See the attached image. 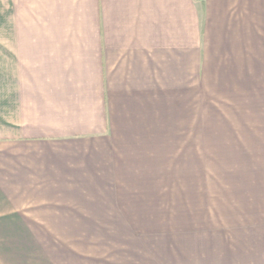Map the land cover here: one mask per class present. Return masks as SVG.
Returning a JSON list of instances; mask_svg holds the SVG:
<instances>
[{"label": "crops", "instance_id": "obj_1", "mask_svg": "<svg viewBox=\"0 0 264 264\" xmlns=\"http://www.w3.org/2000/svg\"><path fill=\"white\" fill-rule=\"evenodd\" d=\"M258 64L264 0H0V264H194Z\"/></svg>", "mask_w": 264, "mask_h": 264}, {"label": "rangeland", "instance_id": "obj_2", "mask_svg": "<svg viewBox=\"0 0 264 264\" xmlns=\"http://www.w3.org/2000/svg\"><path fill=\"white\" fill-rule=\"evenodd\" d=\"M262 69L258 64L256 100L251 104L255 121L224 123L226 134L246 133L253 136L213 139L219 143L210 145L218 151L210 152L203 162L207 168L203 170V177L206 180L207 176L208 184L202 186L201 193L199 187H194V193L199 188L197 193L203 195L199 198L203 200L198 203L205 205L201 212L194 211V222L202 219L203 226L193 227V233L177 235V245H194L187 252L188 255L192 252L194 264H264ZM232 118L243 119L244 115ZM196 215H199L197 219ZM200 240L208 245L202 252L196 249L195 244Z\"/></svg>", "mask_w": 264, "mask_h": 264}]
</instances>
